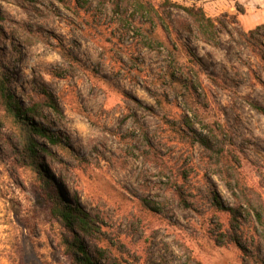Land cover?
Masks as SVG:
<instances>
[{
  "label": "rangeland",
  "instance_id": "374dc122",
  "mask_svg": "<svg viewBox=\"0 0 264 264\" xmlns=\"http://www.w3.org/2000/svg\"><path fill=\"white\" fill-rule=\"evenodd\" d=\"M142 1L0 0V69L70 150L37 137L44 189L0 120V264H74L53 190L95 264H264V0H170L213 33Z\"/></svg>",
  "mask_w": 264,
  "mask_h": 264
},
{
  "label": "trees",
  "instance_id": "16d2710c",
  "mask_svg": "<svg viewBox=\"0 0 264 264\" xmlns=\"http://www.w3.org/2000/svg\"><path fill=\"white\" fill-rule=\"evenodd\" d=\"M118 4V2H117ZM168 5L177 6L181 8L193 21L194 26L206 29L212 33L217 30V23L212 17L205 14L202 7L199 6H186L170 0H164L160 6L166 8ZM134 6L136 9L142 12L151 13L154 8L148 2L142 0H134ZM250 30L248 34H253L254 30ZM191 30V29H189ZM47 106L53 110L58 111V104L52 93L47 90L43 91L42 96ZM0 101L3 108L4 117H0V120L8 122L15 130L20 146L18 147L19 157L34 173L39 180L41 186L45 189L48 187L52 180L46 176L45 166L42 164L39 152L46 150V147L42 146L37 137L45 138L49 143L57 145L65 152H70L67 145L58 137L51 129L45 127L43 124L35 123L25 116L26 112H23L21 105L15 97V94L11 91L6 76L0 69ZM253 106L264 113V108L260 105L252 103ZM35 112L34 107H29L27 112ZM41 149V150H40ZM52 206L51 213L57 220L65 226L68 233L72 234V239L66 238L64 244L67 247L74 264H95L94 257L85 249L82 244L81 235L93 234L94 222L90 214L84 210L80 205H73L66 202L61 195L57 192L50 191L47 193ZM214 199H216V195ZM217 204L221 203L217 201ZM234 214V212H233Z\"/></svg>",
  "mask_w": 264,
  "mask_h": 264
}]
</instances>
